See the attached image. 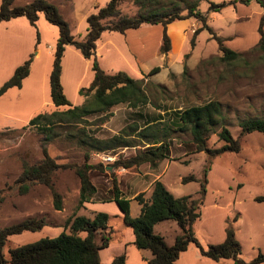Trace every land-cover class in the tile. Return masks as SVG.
Masks as SVG:
<instances>
[{
  "label": "rangeland",
  "instance_id": "374dc122",
  "mask_svg": "<svg viewBox=\"0 0 264 264\" xmlns=\"http://www.w3.org/2000/svg\"><path fill=\"white\" fill-rule=\"evenodd\" d=\"M32 0H15L14 6H24ZM58 6L69 23L72 35L83 41L89 28L90 15L105 8L110 0H49ZM179 0H120V16L137 17L161 7L167 10L176 7ZM198 10L206 17L207 26L214 33L226 39L227 48L240 54L233 62L222 60V52L216 40L207 29H203L192 46L196 30L204 23L191 18L189 41L191 48L181 58V73H171L165 77V84L153 82V75H145L134 57L124 60L120 57L112 67L97 59L100 66L110 74L126 73L139 81L149 96L147 106L132 108L128 104L115 106L105 114H93L84 118L80 124H60L53 126L51 132H42L44 124L33 127L30 121L40 114L66 111L68 107L57 109L52 102L50 76L55 60L59 28L49 23L41 13L33 26L26 17H19L0 23V89L13 76L15 70L27 60H32L30 74L23 80L20 88L9 89L0 96V229L21 222L27 218H45L47 226L38 232H25L9 238L4 254L12 248L38 242L46 237H58L68 232V221L75 216L93 217V212L79 204L80 179L73 168L86 163L98 167L91 173L92 183L98 192L94 201L110 199L112 181L116 179L123 195L137 197L142 194L149 200L154 183L160 180L176 198L192 196L198 199L206 168L207 193L200 207V218L193 227L197 239L204 248L223 243L226 228L231 224L238 231L242 247L241 257L245 261L256 258L264 252V202L256 201L264 197V134L255 132L243 135L240 123L244 120L264 119V52L256 49L260 40L259 27L264 16V6L251 0H199ZM2 0H0L1 7ZM224 4L220 12L210 11L212 4ZM182 15H187L183 11ZM120 34V33H118ZM105 40L110 32L103 33ZM68 48V47H67ZM118 49L127 53L121 43ZM150 49L154 50L152 46ZM40 51V55L37 52ZM128 54V53H127ZM92 58L89 63L82 53L70 46L62 59L61 82L65 95L73 107H81L85 100L92 99L87 89L94 79ZM155 57L142 67L144 71L159 66ZM160 86V87H159ZM84 89V96L80 90ZM89 94V95H88ZM212 100L222 105V122L208 137V148L216 150L224 146L218 134L222 127L229 129L235 139L240 140V153H223L211 158L207 153H197L190 133L172 132L165 139L170 144L169 159L161 162L156 169L143 164L132 169H124L119 163L134 157L140 150L149 147L141 142L131 127L157 124L167 121L175 123L182 110L206 104ZM130 132L128 141L138 147L118 148L98 153L91 147L92 137L107 140ZM125 134V133H124ZM161 136V135H160ZM45 151L59 164L53 175L56 191L62 196L63 210L54 208L53 196L44 184H32L26 194H20L15 182L23 171L24 163L40 164ZM195 177V181L183 182L185 178ZM140 213V205L133 202L131 216ZM242 217V222L234 218ZM122 219L113 218L112 230L117 225L123 227ZM176 222H162L154 233L164 237L172 246L180 234ZM107 233V232H106ZM101 242V237L97 239ZM189 249L200 250L195 244ZM201 254V253H200ZM203 257V256H202ZM206 258V257H205ZM226 264L234 261L223 259ZM179 264V260H178Z\"/></svg>",
  "mask_w": 264,
  "mask_h": 264
},
{
  "label": "trees",
  "instance_id": "16d2710c",
  "mask_svg": "<svg viewBox=\"0 0 264 264\" xmlns=\"http://www.w3.org/2000/svg\"><path fill=\"white\" fill-rule=\"evenodd\" d=\"M239 1V0H237ZM248 3L251 0H240ZM264 6V0H255ZM15 0H2L0 7V23L10 21L19 17H26L35 26L39 20V15L43 13L46 20L59 28V39L56 44L55 60L50 76L51 98L57 109L68 107L66 111H56L52 114H40L30 121L33 127L44 124L42 132H51L53 126L60 124H80L85 117L93 114L107 115L112 108L121 104H128L132 108L147 106L150 103L149 96L141 87L139 81L132 79L124 72L117 74L106 73L98 63L95 53L97 42L101 35L106 32H118L124 34L128 30L138 29L144 24L162 25L164 27L163 45L161 53L167 54L171 51V39L167 33V26L171 23L197 19L204 23L203 28L195 31L192 39V46H195L196 38L203 29H207L212 38L217 41L219 50L222 52V60L233 62L240 57V54L227 48L226 39L217 36L214 31L207 26L206 17L198 10L199 0H179L175 8L179 10H167L164 7L147 13H140L137 17L120 16V0H110L105 8L88 17L89 25L87 35L83 41H77L72 35L69 23L61 14L59 8L49 0H32L24 6H14ZM225 7L224 4H212L210 11L218 13ZM187 11V15H182ZM260 40L256 49L264 52V16L259 27ZM67 46L76 47L86 59L93 60L92 70L94 79L87 89L92 99H86L81 107H73L67 99L61 82L62 59ZM32 60H27L18 67L13 76L0 89V96L9 89L22 86L23 80L30 74ZM160 72V68H154L149 75ZM160 87V86H159ZM84 89L80 90V95L84 96ZM88 94V95H89ZM223 116L220 102L212 100L203 105L190 106L178 113L175 123L161 121L157 124H148L144 127L136 125L131 127L137 133L141 142H145L149 147L140 150L134 157L119 163L124 169H132L143 164H149L152 169L158 168L159 164L169 159L171 149L170 144L165 139L172 132L190 133L192 143L197 153H207L211 158L223 153H240L242 150L240 140L235 139L229 129L222 127L218 136L225 144L219 149L208 148L209 135L221 125ZM243 135L255 132L264 134V119L255 118L244 120L240 123ZM125 133V134H124ZM161 135V136H160ZM130 132L123 131L122 135L114 136L107 140H99L92 137L90 147L98 153H105L118 148L138 147L134 141H128ZM90 153L86 154V163L82 166L74 165L73 168L80 179L79 204L81 207L85 203H94L93 198L98 192L97 187L92 183L91 173L96 168L105 171V167L100 164L98 167L90 165ZM61 168L49 154L45 151V158L40 164L24 163L23 171L15 186L20 194H26L32 184H44L53 196L54 208L57 211L63 210L62 196L56 191L53 184L54 173ZM209 168H206L204 181L201 183L199 198L192 196L176 198L173 196L164 183L155 181L149 200H144L143 195H138L135 200L141 206V213L138 217L131 216V201L126 199L116 179L112 181L110 199L104 203L114 202L122 214L127 227L132 228L135 241L134 245L139 250L149 251L152 257L150 264H178L180 255L187 251L190 244H195L202 256L213 261L220 262L223 259H231L234 264H264V252H259L258 256L251 261H245L242 255V247L237 239L236 230L233 225L226 228V238L219 245H210L204 248L195 236L193 227L200 218V207L203 205L204 197L207 193V175ZM195 181V177L185 178L183 182ZM2 191H0V194ZM3 197L0 196V202ZM264 202V197L256 199ZM113 217L107 213H93L92 218L86 216H75L68 221V232H63L58 237H46L38 242L26 244L12 248L8 251L9 257L4 254V248L9 238L21 235L25 232H38L47 226L45 218H27L16 224L0 229V264H102L100 252L107 248L112 241V221ZM238 217L234 218L237 222ZM162 222H176L180 228V234L175 238L172 246H169L164 237L154 233L156 225ZM107 232V233H106ZM99 236L101 242H98ZM112 264H126V255H120L113 259Z\"/></svg>",
  "mask_w": 264,
  "mask_h": 264
},
{
  "label": "crops",
  "instance_id": "0c3cea01",
  "mask_svg": "<svg viewBox=\"0 0 264 264\" xmlns=\"http://www.w3.org/2000/svg\"><path fill=\"white\" fill-rule=\"evenodd\" d=\"M193 24L194 23H192L191 19H187L171 23L167 26V33L171 39L172 46L171 51L167 54L161 53L164 35V27L162 25L144 24L140 28L128 30L124 34L106 31L110 32V35L105 40L103 39L104 35H101V38L97 42L95 57L100 59L101 62L106 61L105 65H110L112 71H115L114 69L116 68H114V63L118 57L127 60V58H131L132 56L142 73L145 75H149L154 68L159 67L160 72L153 75V82L165 84V77H167L170 72L176 74L181 73L182 61L179 60H181L183 53L191 48L189 35ZM120 43L126 47L128 54H124V52L118 49V44ZM152 46L155 47L154 50L150 49ZM67 47L69 48L70 46ZM68 48H66V50ZM37 55H40V51L37 52ZM155 57L161 61L159 66L144 71L142 67L149 64V62ZM84 60L89 63L91 59L84 58ZM101 68L108 73L103 64L101 65ZM123 196L131 201L132 209L133 202H137L135 197H130L128 195ZM85 209L90 210L93 213H107L113 218L117 217L122 219L124 222V215L114 202L104 203L101 201H95L94 203H87ZM241 222L242 217L238 218L237 224ZM158 225H156L155 228ZM236 235L238 238L237 229ZM112 236L113 238L110 245L100 252L102 264H112L115 257L123 254L126 255V264H150L149 259L152 257V254L149 251L139 250L134 245L135 235L132 228L127 227L126 224L123 227L117 225L116 227H113ZM225 238L226 236L223 238V242ZM189 248L180 255L179 264H226L224 261L216 262L209 258H205L204 256L202 257L199 251ZM231 264H234V262Z\"/></svg>",
  "mask_w": 264,
  "mask_h": 264
}]
</instances>
